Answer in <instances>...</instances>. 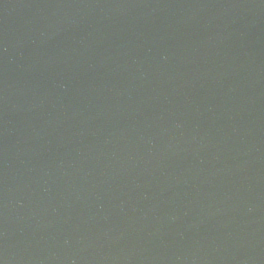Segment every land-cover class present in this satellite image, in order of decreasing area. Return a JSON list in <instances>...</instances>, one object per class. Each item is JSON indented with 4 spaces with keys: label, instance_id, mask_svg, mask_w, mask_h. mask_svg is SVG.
<instances>
[{
    "label": "water",
    "instance_id": "1",
    "mask_svg": "<svg viewBox=\"0 0 264 264\" xmlns=\"http://www.w3.org/2000/svg\"><path fill=\"white\" fill-rule=\"evenodd\" d=\"M0 264H264V0H0Z\"/></svg>",
    "mask_w": 264,
    "mask_h": 264
}]
</instances>
